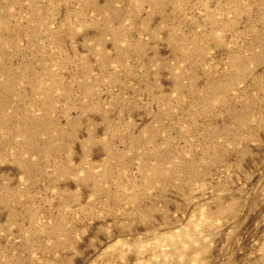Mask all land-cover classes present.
<instances>
[{
  "label": "rangeland",
  "instance_id": "rangeland-1",
  "mask_svg": "<svg viewBox=\"0 0 264 264\" xmlns=\"http://www.w3.org/2000/svg\"><path fill=\"white\" fill-rule=\"evenodd\" d=\"M0 264H264V0H0Z\"/></svg>",
  "mask_w": 264,
  "mask_h": 264
}]
</instances>
